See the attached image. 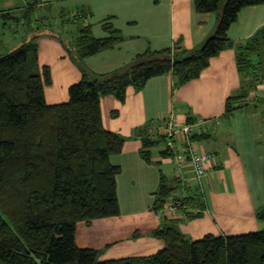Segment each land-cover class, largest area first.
<instances>
[{
	"label": "trees",
	"instance_id": "trees-1",
	"mask_svg": "<svg viewBox=\"0 0 264 264\" xmlns=\"http://www.w3.org/2000/svg\"><path fill=\"white\" fill-rule=\"evenodd\" d=\"M37 1L28 3L20 17L28 37L0 54V264H264V228L197 239L187 236L162 211L177 185L176 178L163 174L152 205L163 220L151 232L164 239L162 249L149 256L101 260L100 250L78 247L75 241L79 221L119 213L116 175L121 168L110 156L122 151L126 137L104 127L100 98L111 94L124 101L129 86L140 90L151 77L167 73L179 87L197 78L213 56L234 48L242 85L237 96L226 99L225 114L249 106L248 97L264 84V25L236 43L228 30L242 8L264 0H193L197 12L217 15L215 28L200 43L146 49L106 73L91 70L84 58L114 47L122 40L120 28L106 21L102 27L108 35L94 37L85 10L70 12L71 17L62 14V22L76 25L70 43L54 31L50 17L32 20ZM0 16L20 20L11 10ZM42 34L62 42L80 69L81 78L68 87V99L62 103L45 100L44 87L52 78L50 66L39 62L37 40ZM253 97L255 103L260 101ZM152 125L137 129L143 132L140 156L148 162L153 156L150 149L164 141L162 134L149 135ZM159 153L169 156L167 149ZM184 201V208L205 206L199 191ZM184 212L188 219L203 215ZM256 216L264 221V204Z\"/></svg>",
	"mask_w": 264,
	"mask_h": 264
},
{
	"label": "crops",
	"instance_id": "crops-1",
	"mask_svg": "<svg viewBox=\"0 0 264 264\" xmlns=\"http://www.w3.org/2000/svg\"><path fill=\"white\" fill-rule=\"evenodd\" d=\"M35 7L34 19L54 16L58 30L65 26L76 32L75 23L62 22V14L78 10H85L94 37L108 35L102 27L106 21L120 28L122 40L114 47L84 58L91 70L101 73L120 68L146 49L195 46L212 32L217 20L215 12H197L193 0H38ZM263 25L264 3L246 6L228 35L235 43L242 42ZM37 43L40 64L51 68L52 83L44 87L45 100L49 104L67 101L68 87L81 78L79 67L56 37L42 34ZM2 50L0 47V53ZM241 80L235 49L227 48L213 56L197 78L179 87H175L172 74L167 73L151 77L140 90L129 86L124 101L111 94L100 98L104 127L126 137L122 151L110 156L111 163L121 168L116 175L119 213L79 221L75 228L78 247L100 250L101 260L149 256L162 249L164 239L151 232L160 226L163 215L152 205L161 174L175 178L173 161L159 153L162 141L150 149L152 162L145 161L140 156L143 132L137 129L153 124L150 128L157 131L169 114H174L179 122L207 119L204 133L195 141L199 152L215 155L208 160L200 182L194 179L191 166H186V194L199 191L205 206L200 209L187 205L184 211H201L203 215L188 219L183 211L173 216V221L184 233L202 237L209 233L229 235L224 232L226 227L258 219L259 206L253 204V197L261 179L264 183V143L257 135L258 124L249 115V106L225 114L226 99L241 92ZM258 92L260 101L255 106L264 102V84ZM216 119L222 121L218 127L208 121ZM249 171L252 178L247 175ZM237 229L231 235L242 232Z\"/></svg>",
	"mask_w": 264,
	"mask_h": 264
},
{
	"label": "built area",
	"instance_id": "built-area-1",
	"mask_svg": "<svg viewBox=\"0 0 264 264\" xmlns=\"http://www.w3.org/2000/svg\"><path fill=\"white\" fill-rule=\"evenodd\" d=\"M72 15L73 13H70L69 16ZM253 93L256 94V92ZM165 120L157 131L149 128L148 132L153 138H156L159 133L164 136L162 149H167L168 157L173 161L174 177L177 179V185L162 209L165 215L173 218V216L180 214V209L184 208L185 205L184 198L187 196L186 187L189 182V177L185 175L186 166H191L194 179L200 182L201 176L208 168V160L214 159L215 155L211 152H199L195 141L197 137L204 133V124L207 119L194 118L191 121L179 122L174 114H169ZM213 123L216 126L219 119H216ZM176 136L178 138H175Z\"/></svg>",
	"mask_w": 264,
	"mask_h": 264
},
{
	"label": "rangeland",
	"instance_id": "rangeland-1",
	"mask_svg": "<svg viewBox=\"0 0 264 264\" xmlns=\"http://www.w3.org/2000/svg\"><path fill=\"white\" fill-rule=\"evenodd\" d=\"M30 2H33V0H0V12L4 11L5 9L9 10L8 8H10L11 11H13L14 15L18 19H20V20H17L14 17L7 18L4 16H0V47L1 49L3 48L2 52H6L12 49L14 46L18 45L20 42L24 41L28 37L27 34L29 32H28L27 26L26 24L23 23L20 17L22 16L24 12L23 11L25 9L24 7ZM53 17H52V20H53ZM38 18L39 17L35 19H38ZM32 20L35 21L34 17ZM53 28H54V31H56V33L64 37L67 42L72 43L73 37L76 34V32H74L73 27H71L70 30L69 29L67 30V27L65 26L60 27L59 30L56 27H53ZM254 95L256 98L257 97L259 98L260 93L258 92L257 94H254ZM248 103L250 104L249 109H248L249 115L251 114L252 119L255 120V122H257L256 124H258L257 125L258 127L257 135L262 140V143H264V102L259 106H255L258 104L255 103V99L253 95L251 94L248 97ZM243 110L246 111L245 109ZM208 121H210L211 124H213L212 120H208ZM221 122L222 121L219 120V123L216 124V127L220 126ZM216 127L214 129H216ZM162 144H163V141L160 143L159 146H161ZM247 175H249V178H252L253 176V174L250 171L249 173H247ZM208 199H209V196H208ZM253 199H254L253 204L257 206H261L264 204V183L262 179H261V185H259V188H257L256 191H254ZM238 223L237 225L232 224L231 227H226L224 229V232L230 233L229 235H231L233 231H238L237 227L241 229L242 232L240 233H244L243 232L244 230L246 231L260 230L261 228L264 227V222L259 219L255 221H252V220L243 221L242 224L240 223L238 224ZM186 234L187 236H190L192 239H196L197 237H201L202 235V234H191L189 232H186Z\"/></svg>",
	"mask_w": 264,
	"mask_h": 264
}]
</instances>
